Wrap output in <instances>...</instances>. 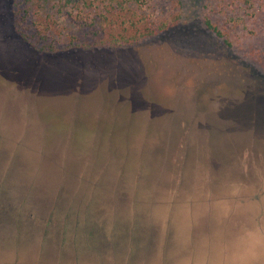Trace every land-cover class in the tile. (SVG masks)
I'll return each instance as SVG.
<instances>
[{
  "label": "rangeland",
  "instance_id": "rangeland-1",
  "mask_svg": "<svg viewBox=\"0 0 264 264\" xmlns=\"http://www.w3.org/2000/svg\"><path fill=\"white\" fill-rule=\"evenodd\" d=\"M213 2L156 0L175 26L127 46L94 44L67 21L76 46L46 54L0 0V188L42 215L48 194L98 197L75 209L82 238L62 236L61 220L44 237L42 219L19 239L0 213V264H121L128 242L129 264H264V22L236 26L228 46L203 24L222 16ZM73 143L67 174L57 160ZM15 156L26 166L11 181ZM116 215L117 253L100 231Z\"/></svg>",
  "mask_w": 264,
  "mask_h": 264
},
{
  "label": "trees",
  "instance_id": "trees-1",
  "mask_svg": "<svg viewBox=\"0 0 264 264\" xmlns=\"http://www.w3.org/2000/svg\"><path fill=\"white\" fill-rule=\"evenodd\" d=\"M155 2L156 0H11L10 9L12 12V25L17 35L38 51L52 54L71 50L77 44L74 41V35L64 31L62 27V24L67 21L77 26V29L80 31L87 33L90 36L89 39L94 44H104L108 47L140 43L162 33L171 26H175L173 25L174 23L166 21L165 18L154 15L156 10ZM211 6L213 10L219 12V15L222 16L218 15L219 18L204 17L203 24L228 46L230 43L227 33L234 31L236 26L241 25V27L247 28V23L251 19H261L264 22V0H214ZM245 15L247 18L244 17ZM60 18L62 22L59 24L58 21ZM219 19L221 20V24ZM92 44L88 43L87 46ZM51 146L53 144L48 145L46 149L49 160H53L54 158ZM78 157L77 147L73 143L68 152V158L63 155V159L59 158L57 160L61 171L68 174V171H70V162L73 160L77 163ZM8 159H10V166L7 168L4 167L5 170L3 171H5L7 178L14 179V170L25 164L18 165L20 160L16 156ZM22 160L25 161L24 159ZM81 170L83 169L77 165L76 172L78 177L82 176ZM86 171L93 173L91 168L86 169ZM100 183L101 181L99 180L98 183L93 182L92 184H86V186L88 185L90 188H94L96 184L98 186ZM0 185H2V182ZM65 193L63 192V194ZM7 195V192L3 190L2 186L0 188V213L7 215L13 221L17 222L16 225L19 228L15 231V234L19 239L25 234L29 237L31 235V228L38 226L35 224H38L42 219L44 220L43 225L46 227L42 232L44 237L50 236L51 238L53 235L52 231H50L51 226L57 225V221L59 222L61 220L63 229L60 231V234L62 236L71 233L72 235L75 234L74 237L82 238L85 234L80 230L79 225L81 222L78 219L83 214L80 211L78 213L75 209L80 210L81 205H83L81 202L83 199H88V196L93 195V198L95 196L98 198L94 191H89L87 196H83V199L79 196V199L76 200L78 203L74 206L76 202L74 199H66L64 202V195L58 198L56 195L50 196L48 194L46 205L48 211L47 215L44 214V216L40 213L41 211L39 212L35 208L28 209L24 207L23 198L20 199L19 206H16L14 205L15 199L12 202L11 197ZM51 197H53L52 205L50 203ZM86 204V207H89V203ZM83 207L85 209V204ZM95 211L97 220L100 212L98 206ZM121 219L122 216L117 218L116 215V218L112 221H101L105 224L100 226L102 237L112 240V251L116 253L117 249L114 246L116 244L118 245L117 239L120 237L119 231L121 228L119 226ZM108 231H110L109 234ZM67 232L70 233L68 234ZM125 239L124 237V241ZM125 242L128 241L126 240ZM84 244L88 245L86 242ZM141 247V243H136L137 250H140ZM134 248L131 242L125 243L124 258L117 261L121 262V264H129L130 260L127 258L129 253L133 252ZM92 249L95 248L92 247ZM115 256L117 258L118 254Z\"/></svg>",
  "mask_w": 264,
  "mask_h": 264
},
{
  "label": "clouds",
  "instance_id": "clouds-1",
  "mask_svg": "<svg viewBox=\"0 0 264 264\" xmlns=\"http://www.w3.org/2000/svg\"><path fill=\"white\" fill-rule=\"evenodd\" d=\"M257 243L261 244L262 246H264V239L258 241Z\"/></svg>",
  "mask_w": 264,
  "mask_h": 264
}]
</instances>
